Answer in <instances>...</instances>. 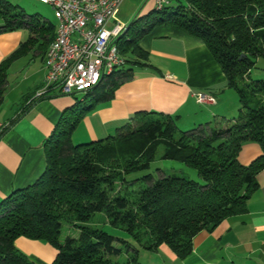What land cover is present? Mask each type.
Segmentation results:
<instances>
[{
  "label": "trees",
  "instance_id": "16d2710c",
  "mask_svg": "<svg viewBox=\"0 0 264 264\" xmlns=\"http://www.w3.org/2000/svg\"><path fill=\"white\" fill-rule=\"evenodd\" d=\"M12 7L0 0V33L25 28L29 34L0 62V105L11 63L32 48L45 56L56 28L36 15L12 12ZM159 25L180 28L204 42L227 87L237 93V115L180 130L176 117L149 112L114 135L75 144L71 134L82 114L112 99L135 67L149 65L148 52L138 42ZM113 42L124 64L103 75L62 113L45 140L46 166L40 177L0 201V264H33L15 246L18 236L54 246L57 253L50 264H137L139 248L156 250L162 243L184 258L200 230L247 211L257 188L255 176L264 167V78L249 77L264 60V0H170L161 9L136 14ZM247 142H256L261 154L243 164L237 155ZM161 143L162 159L193 167L202 183L160 168L156 178L146 173L127 179L150 166ZM117 182L125 184L123 194L121 187L115 189ZM96 212L133 242L85 225ZM63 222L78 227V235L61 240Z\"/></svg>",
  "mask_w": 264,
  "mask_h": 264
},
{
  "label": "crops",
  "instance_id": "0c3cea01",
  "mask_svg": "<svg viewBox=\"0 0 264 264\" xmlns=\"http://www.w3.org/2000/svg\"><path fill=\"white\" fill-rule=\"evenodd\" d=\"M155 1L120 0L112 19L126 28L136 14L155 8ZM24 30L27 31L23 28L0 33V62L28 37ZM138 44L148 52L149 65L133 71L132 78L120 84L112 99L82 114L71 134L75 144L114 135L126 123L149 112L176 117L182 130L236 116L238 96L227 87L219 64L201 39L180 28L159 25ZM44 78V51L37 48L14 60L7 70L0 107V201L40 177L46 166L45 140L62 113L82 98L83 93L78 92L34 97ZM194 92L212 94L216 102L200 104ZM260 154L256 142H247L237 158L248 164ZM255 180L257 188L247 201V211L228 216L211 229L200 230L193 236L192 251L187 256L178 258L162 243L156 250L139 248L137 264H264V167ZM14 244L33 264H50L57 253L50 243L25 236H18Z\"/></svg>",
  "mask_w": 264,
  "mask_h": 264
},
{
  "label": "built area",
  "instance_id": "2783aa9c",
  "mask_svg": "<svg viewBox=\"0 0 264 264\" xmlns=\"http://www.w3.org/2000/svg\"><path fill=\"white\" fill-rule=\"evenodd\" d=\"M49 4L61 26V37L44 59L45 78L36 89L37 98L51 93H83L111 64H124L125 60L113 58L111 43L120 33L123 23L114 21L120 0H38ZM168 0H156L155 4ZM55 59V66H48ZM200 104L216 102L214 95L195 93Z\"/></svg>",
  "mask_w": 264,
  "mask_h": 264
},
{
  "label": "rangeland",
  "instance_id": "374dc122",
  "mask_svg": "<svg viewBox=\"0 0 264 264\" xmlns=\"http://www.w3.org/2000/svg\"><path fill=\"white\" fill-rule=\"evenodd\" d=\"M6 1L9 2L13 6L12 12H23V13L30 14V15H36L39 18H41V20H49L53 22L54 24L56 23V16H55L54 10L49 4L40 2L38 0H6ZM24 33H25V38H26L27 31L24 30ZM257 65H258L257 68H253L251 70L249 77L253 79L264 78V70H263L264 60L261 59ZM137 70H139V67H135L134 71H137ZM230 91L234 93L235 95H237L234 89L230 88ZM195 93L197 92L193 93L194 97H195ZM9 99L12 100V97H10ZM7 102H8V98H5L4 104H6ZM2 104L3 102L1 103V105ZM7 106H8V103L4 107L6 108ZM4 107H2V109ZM237 113L238 111H236V115ZM178 128L180 130L183 129L182 126H180L179 124H178ZM163 151H164V144L161 143L156 147L154 158L151 161L150 166L146 169L139 170L129 175H126V178L132 179L134 177H138L146 173H151L154 176V178H156L158 176L157 168H160L165 173H171V174L174 173V174L182 175L184 177H187L189 179L202 183L201 177L197 174V171L193 167L187 166L184 163L179 162V161L170 160V159H162L161 156H162ZM115 185H116L115 186L116 190L121 187L120 182H117ZM125 187L126 186L124 184L121 187L119 192L123 194L126 191ZM85 225H88L90 227L102 228L103 230L109 232L112 235H115V236H118L124 239H131L128 233L124 231L123 229L111 226L107 222L106 217L102 212H96L91 218V220L89 222H86ZM78 232H79L78 227L68 222H63L59 238L63 240L64 237L67 235L76 237L78 235ZM131 241L133 242L132 239ZM125 256H126L125 253H122L120 258L124 259Z\"/></svg>",
  "mask_w": 264,
  "mask_h": 264
},
{
  "label": "bare ground",
  "instance_id": "6f19581e",
  "mask_svg": "<svg viewBox=\"0 0 264 264\" xmlns=\"http://www.w3.org/2000/svg\"><path fill=\"white\" fill-rule=\"evenodd\" d=\"M165 3H159V4H155V9H161V7L164 6ZM167 4V3H166ZM124 26H121L120 28V33H122L124 31ZM118 33V34H120ZM117 34V35H118ZM61 37V26H59L58 22H56V28H55V36H54V39L52 40V42L50 43L47 51H46V54L44 56V59H46L50 53H51V48L53 47V45L56 43V41L58 40V38ZM115 37H113V40H114ZM112 40V43H111V55L113 56V58H120V60H124V57L120 54V52L118 51V49L116 48V46L114 45V42ZM123 64H111L109 65L108 67H105L104 68V73L101 74L100 77H98L95 82H94V85L99 81V79L105 75V74H108L110 73L112 70L114 69H117L119 67H121ZM48 66H55V59H48ZM93 85V86H94ZM34 97H37V92H35V95Z\"/></svg>",
  "mask_w": 264,
  "mask_h": 264
},
{
  "label": "water",
  "instance_id": "95a60500",
  "mask_svg": "<svg viewBox=\"0 0 264 264\" xmlns=\"http://www.w3.org/2000/svg\"><path fill=\"white\" fill-rule=\"evenodd\" d=\"M131 22V21H130ZM130 22L129 23H127V25H126V28H128L129 27V25H130Z\"/></svg>",
  "mask_w": 264,
  "mask_h": 264
}]
</instances>
